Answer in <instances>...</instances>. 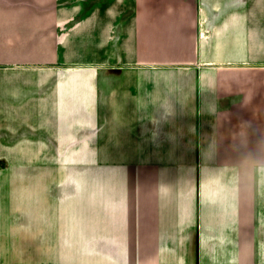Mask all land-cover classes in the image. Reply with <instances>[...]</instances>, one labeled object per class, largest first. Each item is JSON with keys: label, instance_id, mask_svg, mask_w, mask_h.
<instances>
[{"label": "crops", "instance_id": "crops-1", "mask_svg": "<svg viewBox=\"0 0 264 264\" xmlns=\"http://www.w3.org/2000/svg\"><path fill=\"white\" fill-rule=\"evenodd\" d=\"M0 264H264V0H0Z\"/></svg>", "mask_w": 264, "mask_h": 264}, {"label": "clouds", "instance_id": "clouds-1", "mask_svg": "<svg viewBox=\"0 0 264 264\" xmlns=\"http://www.w3.org/2000/svg\"><path fill=\"white\" fill-rule=\"evenodd\" d=\"M163 108L165 109L166 113H171V111H172V107H171L170 103L166 102L165 105L163 106Z\"/></svg>", "mask_w": 264, "mask_h": 264}]
</instances>
